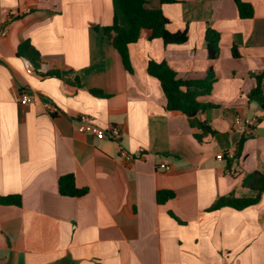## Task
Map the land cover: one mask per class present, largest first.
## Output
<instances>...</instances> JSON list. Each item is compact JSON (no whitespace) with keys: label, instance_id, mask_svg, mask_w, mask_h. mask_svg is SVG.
Segmentation results:
<instances>
[{"label":"crops","instance_id":"crops-1","mask_svg":"<svg viewBox=\"0 0 264 264\" xmlns=\"http://www.w3.org/2000/svg\"><path fill=\"white\" fill-rule=\"evenodd\" d=\"M145 1L188 40L165 45L143 33L129 45V72L103 31L114 22L113 0H0V196L22 197L21 207L0 205V264H264V194L244 210H208L232 193L256 197L243 178L264 173V108L250 100L264 74V0ZM238 2L252 6L251 18ZM208 29L220 33L216 59ZM27 40L40 69L18 54ZM151 60L186 81L213 71L198 118L214 136L199 142L186 116L167 110ZM52 70L79 77L80 86L46 76ZM85 115L120 136L80 133ZM237 116L260 122L240 130ZM244 133L252 136L237 157ZM165 159L169 171L160 169ZM68 174L85 196L60 194ZM159 191L175 196L160 204Z\"/></svg>","mask_w":264,"mask_h":264},{"label":"trees","instance_id":"trees-1","mask_svg":"<svg viewBox=\"0 0 264 264\" xmlns=\"http://www.w3.org/2000/svg\"><path fill=\"white\" fill-rule=\"evenodd\" d=\"M161 1L165 4L174 3L176 0ZM113 2L115 11L114 22L111 26L104 27L103 31L109 43L120 54L123 64L129 72H132L129 45L138 42L143 33H147L150 40L162 39L165 45L181 44L188 40L187 30L176 33L170 32L168 30L170 21L163 11L161 9L147 8L145 0H113ZM237 4L242 18L248 19L253 16V8L250 4L244 2H238ZM206 39L208 41L209 57L216 59L220 54V33L214 29H208ZM18 54L29 60L36 69L41 68V54L30 41L27 40L19 46ZM233 54L238 57L239 54L236 48H234ZM147 70L151 76L160 82L167 98V110L181 112L186 116L190 126L200 131V133L195 135L199 142H203L205 138L216 134V131L207 122L198 118V114L206 109L198 98L211 92L212 84L215 80L213 71H210L208 77L204 80L186 81L179 79L177 73L166 61L156 62L151 60L148 63ZM46 76L59 78L72 86H80L79 77H73L66 71L52 70ZM263 79L264 74L257 76V85L251 91L250 100L259 103L264 108ZM96 92L100 93V91ZM251 136L244 133L238 143L237 157H240L245 142ZM234 158L227 156L224 158L227 161L228 169L233 167L232 159ZM58 184L60 194L65 197H83L88 193V189L77 186L74 174L61 176ZM243 186L256 192L257 196L240 198L232 193L218 199L208 210L215 211L225 207L244 210L258 204L260 196L264 194V173L255 171L246 174L243 178ZM174 196L175 194L172 191H159L157 200L160 204H163L174 198ZM0 205L21 207L22 197L20 195L0 196Z\"/></svg>","mask_w":264,"mask_h":264},{"label":"built area","instance_id":"built-area-1","mask_svg":"<svg viewBox=\"0 0 264 264\" xmlns=\"http://www.w3.org/2000/svg\"><path fill=\"white\" fill-rule=\"evenodd\" d=\"M22 103L28 104L30 102V97L28 95H23L21 99ZM82 125L79 127V132L84 135H90L97 139H105L106 137H113L118 138L120 136V129L112 128L110 131H105L103 128L96 126L92 123V120L89 116H82ZM259 119L252 117V118H243L237 116L235 118V126L240 130H251L259 123ZM144 149H139L138 154H142ZM122 156L126 159H130L132 156L126 153L125 151H121ZM224 158L227 156L229 158H233L235 156L234 151L230 150L223 154ZM160 169L163 171H169L171 169V164L168 159H165L160 164Z\"/></svg>","mask_w":264,"mask_h":264}]
</instances>
